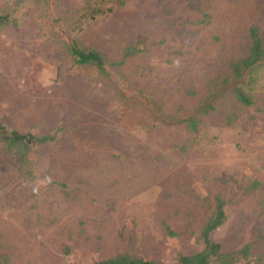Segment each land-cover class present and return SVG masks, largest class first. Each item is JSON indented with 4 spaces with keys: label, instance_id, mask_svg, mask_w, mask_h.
<instances>
[{
    "label": "rangeland",
    "instance_id": "rangeland-1",
    "mask_svg": "<svg viewBox=\"0 0 264 264\" xmlns=\"http://www.w3.org/2000/svg\"><path fill=\"white\" fill-rule=\"evenodd\" d=\"M0 11L13 20L0 29V119L57 133L25 165L0 143V264H173L204 249L218 198L226 220L211 239L249 245L237 264H264V60L241 83L253 106L227 79L250 29L264 39V0H0ZM72 42L100 52L111 77L74 66ZM138 44L143 54L110 64ZM145 99L168 116L212 109L192 130L156 122Z\"/></svg>",
    "mask_w": 264,
    "mask_h": 264
},
{
    "label": "trees",
    "instance_id": "trees-1",
    "mask_svg": "<svg viewBox=\"0 0 264 264\" xmlns=\"http://www.w3.org/2000/svg\"><path fill=\"white\" fill-rule=\"evenodd\" d=\"M93 4H91V7ZM88 7V8H91ZM112 12V7L108 9ZM97 14H105V9H99ZM12 19L9 13L0 11V29L8 28L12 25ZM251 47L248 54L239 59L231 61L229 64L228 80H233L236 85L233 87V94L239 103L250 107L254 104V98L250 92L246 91L241 85L246 74L257 64L264 60V39L261 36L260 29L253 26L250 29ZM143 44V43H142ZM69 52L72 56L74 66H93L97 69L98 74L102 77H111L107 70V61L105 57L96 50H86L78 45L77 42H72L69 47ZM145 52L144 48L138 45H130L126 47L124 60L121 63L113 62L111 65H122L127 59L139 56ZM123 102L132 106L125 93L121 94ZM211 99V98H210ZM208 99L202 105V109L198 113L190 116L176 117L168 116L162 113V107L150 99L143 101V106L149 110L154 116L156 122L167 125H179L187 123L188 128L196 130L199 126L201 114H207L211 109V100ZM57 133L37 136L32 133H20L15 130H9L0 119V143L3 145V150L8 153L18 156L22 165L29 163V156L35 146H42L56 141ZM30 176H33L31 171H28ZM52 186L56 183H52ZM62 188H66L65 184H60ZM226 220V214L223 209V203L220 198L217 199V204L214 212L208 222L204 225L199 241L204 244V249L194 255L181 254L179 259L173 264H237L242 259L250 258V246L244 245L239 250L231 252L224 251L220 243L211 239V233L220 228ZM95 264H162L153 260L138 259L129 255H118L114 258L102 260Z\"/></svg>",
    "mask_w": 264,
    "mask_h": 264
}]
</instances>
